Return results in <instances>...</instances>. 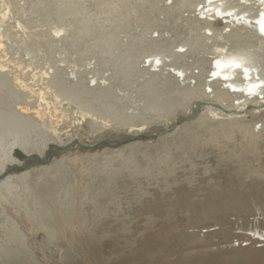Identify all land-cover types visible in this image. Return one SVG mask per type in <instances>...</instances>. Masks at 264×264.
<instances>
[{
	"label": "bare ground",
	"instance_id": "6f19581e",
	"mask_svg": "<svg viewBox=\"0 0 264 264\" xmlns=\"http://www.w3.org/2000/svg\"><path fill=\"white\" fill-rule=\"evenodd\" d=\"M161 1L164 9L159 8ZM25 7L19 0H0V202L17 207L20 218H28L32 229L50 236L60 254L53 264H264V0H27ZM181 7L190 9L193 16L186 17L187 30L180 41L172 47V40L168 42L157 34L152 39L156 45L145 47L149 19L153 20L159 11L166 17L176 15ZM216 22L220 25L215 26ZM29 28H39L36 42L29 40ZM132 28L139 31L132 33ZM14 29L22 33L23 39H17L19 44L13 40L18 35ZM121 31L129 34L126 42L120 39ZM15 48L17 54L28 55L29 62L37 52L47 51L43 63L50 62L51 70L39 67L37 59L30 77L23 75L22 70L32 63L9 56L8 52ZM206 51L213 56L206 60L205 68L195 61L194 66H174L165 60L166 56L195 60ZM54 52L67 54L66 58L53 57ZM141 57L142 66L138 64ZM86 60L95 61L90 70L86 69ZM88 73L92 74L90 78ZM42 79L52 99L46 101L45 90L39 88L34 92L44 105L33 108L19 92L28 87L27 81L37 85L36 80ZM194 103L201 107L192 118ZM213 105H222L228 114L217 117ZM69 111L79 131L74 144L66 143L68 147L78 145L83 149L82 144L92 141L84 135L83 125L94 141L145 135L155 121L162 122L157 124L167 131L174 129L168 132V138H160L156 148L138 136L142 139L127 144L128 153L116 157V164L105 159L97 168L103 186L94 194L87 190L83 197L91 192L92 209L100 210V196L113 192L119 174L126 171L128 179L138 181L136 176L155 165L167 176L172 171L173 152L189 158L198 147L213 143L215 167H228L235 176L229 184L234 186L226 185L211 201L200 203L191 201L182 189L177 190V195L195 219L220 217L228 209L246 212L251 205L258 206L263 216L247 229L250 232L246 239L263 243L259 254L247 256L244 252V258L215 250L190 254L181 249L188 235L179 220L144 226V230L135 226L130 232L111 227V238L101 247L93 237L81 235L76 224L82 218L78 211H72V204L63 203L64 195L71 199L75 195L66 186L72 183L66 180L72 174L66 165L75 164L73 156L65 153L66 148L59 146L58 151L64 154L51 166L18 168L22 156L42 155L47 143L52 142L50 136H56L54 128L43 124V117L48 114L62 119L68 117ZM97 114L102 120L94 117ZM89 115L92 119H86ZM138 154L150 155L151 164L142 168ZM59 184L66 187L57 194L54 185ZM159 211L154 207L149 213L157 216ZM2 227L0 256L6 258L4 264H40L26 249L16 224L7 221ZM9 242H15L17 247L10 249Z\"/></svg>",
	"mask_w": 264,
	"mask_h": 264
},
{
	"label": "rangeland",
	"instance_id": "374dc122",
	"mask_svg": "<svg viewBox=\"0 0 264 264\" xmlns=\"http://www.w3.org/2000/svg\"><path fill=\"white\" fill-rule=\"evenodd\" d=\"M169 1L171 0H168V2ZM191 1L195 2L196 0ZM19 3L25 4L27 7V0H19ZM160 7L161 9H164L165 7L162 1L159 2V8ZM254 11L255 10H253V12ZM174 15L175 13L166 17L163 11H159L157 12V16H153L154 18L152 17L153 20H151V18L149 19L151 27L148 31V33L150 34L146 33L147 37L145 36V47L148 46V44V47L156 45V42L152 39H156L157 34H162V36L166 38L168 42L169 40H172L170 42V45H172V47L180 41L179 39L184 36L187 30V21L185 19L190 15L193 16V13L190 12V9L181 7V10L176 12L175 16L177 17H175ZM219 25L220 24L216 22L215 26ZM38 29L39 28L27 29L32 32L30 34L32 36L29 38L31 42H36L35 34L36 32H38ZM16 31V29L13 30L16 35L18 34L16 38H13V40H15L16 44H19L18 40L23 39V37L21 38L22 33L20 31ZM130 31H133L132 33H137L139 31V28L135 30L134 28H132L130 29ZM121 32L119 34V36H121L120 39L126 42L129 34L127 32ZM160 43H162V41ZM207 48L208 47H206V49ZM16 51L17 48H15V50L12 52L9 51L8 55L12 57L14 56L16 59L18 58L17 60H21L23 58L24 61L28 64L32 63V65L30 64V67L27 68L28 70H22L23 75L30 77L31 72L29 71L36 65L35 61H37V59L40 63L39 67H43V69L45 70H51L48 69L50 62H47L48 64L43 63V61L48 57L47 51L41 50L37 52V56L35 57V59H33L32 62H29L30 57L28 55L25 56L24 52H19V54H17ZM42 52L44 55L42 54ZM54 54L53 57L55 56L58 59H63L64 57L66 58L67 55H60V53H58L60 56L59 57L57 52H54ZM212 56L213 55L211 53H208V51H206L204 53H201V57L199 59L195 60L193 59V57L179 59L175 56L177 58L176 59L173 58L174 56H166V58H164L168 63H173L174 66L180 64H190L194 66L196 65L194 64L195 61V63H203L205 68L207 67L206 60L208 61ZM86 61H89L87 63L85 62L86 69L90 70L94 66L95 61ZM142 61L143 58H139L138 64L141 66L143 65ZM145 61L147 60L145 59ZM148 63L149 62H146V64ZM62 64V67H66L65 62H62ZM191 68L195 71L197 70V68ZM69 69L71 70V68ZM69 69L68 71H70ZM91 75V73L87 74L89 78ZM7 79L11 81L9 76H7ZM41 81H43V79L40 81L36 80L37 85H34V83H31V81L29 80L27 81L28 87H26L23 92H19L20 95L24 94V98L33 108H42V106L44 105L42 104V102H40L38 94L34 92L39 88L44 89L46 87V85L44 84L45 79L43 82ZM207 88L210 89V87ZM230 93L240 95V92L234 93L232 92V90H230ZM44 95L46 97V101L51 102L52 95L50 94V92L45 90ZM27 97L31 98H29L28 100ZM50 106L53 105H51L50 103ZM193 106V111L195 112L191 116L192 118L197 116V114L200 112L199 108L201 107L196 103H194ZM211 108L216 110L217 117H223L224 114H228L227 109L222 105H213ZM67 114V119L65 117L62 119H57L54 116H50L48 114L43 117V124L47 125L48 128H54L56 136H50L52 142L50 141L49 143H47V146L42 152V155L26 154L25 156H22V164L18 168L19 170H27L36 166H51L57 159H59V156H61V154H64L62 152L60 154V152L58 151L60 150L59 146H63L64 148H66L67 151H65V153H70L71 156H73V162L75 163L71 167L70 165H66V168H68L72 173L71 178H69L70 175H68L66 180L70 179L72 182L70 183L73 184L71 185L67 183L66 186H68V190H72L75 195L72 199L70 195H64L63 203L66 202L64 203V206H69V204H72L73 206H71V208H74H72V211H78V216L82 218V220L77 219L78 224H76V226L80 230L81 235L83 234V236L87 238L91 237L89 239H92L93 237V240L97 241L99 247H101L104 241L111 238L110 231L112 228H117V230L120 231L129 230L130 232L135 228V226L136 228L145 229L147 227H155L158 224L161 225L162 223L166 222H172L174 224L177 220H179L180 226L186 231L188 235L186 236L184 241L182 240V244H184V246L181 247V249H184V251H187L190 254H199V252L201 254H206V252H210L211 250V252H213L214 250V252H228L235 258H244V252L245 255L247 254V256H251L253 254V256H255L259 254V250L262 248L263 243L256 242L255 239L252 238L246 239L248 233L250 232V230L247 229L252 228V226H254L255 223H257V221H259L263 216L258 206L255 207L254 205H251L252 207L250 206L249 210L246 212L228 209L220 217L195 219L193 217V213L186 207V205H184V202H181L183 200H181V198H179L177 195V190L182 189L185 191L184 193L191 201L200 203L211 201L214 198V194L217 193L220 189L224 188L226 185H229L230 188L234 186L229 184V181L231 179H235V176L229 173V168H220L219 166L215 167L217 165V161L214 160L216 147L212 146L213 143H210L209 145L204 147H198L196 149V152L189 154V158H182L177 152H173V167H171L172 171L167 176H164L161 173L160 169L155 165L151 167V170L149 172L136 176V178L134 179L138 181H134L133 179L131 180V178L128 179L126 171L122 173V175L119 174L118 176H116L118 177V179L116 180L117 184L113 189L114 193L109 192L110 194H104L100 196L99 204L97 203V207L100 210L97 211L92 209L93 201L91 192L94 194L96 192L94 190H99L103 186V180L101 179L103 177L97 173V168L105 163V159H108V163H110L111 161V164H116L118 157H125L128 153V148L126 147L127 144H135L136 142H139V139H142L138 138V136L145 137L148 143L151 144L152 147L156 148L160 138H168L170 136V133L168 132H171L174 129H169L171 131H167L165 127H159L160 125L157 124L162 122L155 121V123H151L152 125L150 124L152 127L149 126V130L147 129L145 135H138L137 137H127L122 135L117 136L116 138L108 137V139L103 138L101 140L94 141L95 138L87 134V126L83 125L85 128L84 135L86 134V136H88L92 141L90 143L82 144L84 145L82 149V147L80 148L78 145H76V147L67 146V144L69 145L71 142L72 144H74L73 138L79 131L77 125L73 124L72 117H74V114L72 113V111H69ZM94 117H96L99 121L102 120L101 115L99 114L95 115ZM246 117L250 119L249 113L246 114ZM86 119H92L91 115L87 116ZM192 120H189V122H191ZM258 126L260 125L257 124L256 128H258ZM199 131L203 134L202 130ZM122 133H124V131H122ZM114 157L115 159H112ZM138 157V161L141 163L142 168L151 164V159H153L150 155L142 156L138 154ZM114 167L116 168V166ZM236 179L238 178L236 177ZM66 186L64 184H59L57 185V187L56 185H54V188L56 189L54 190V192L58 194L59 191L62 190L60 188H63L64 191V188ZM74 186L75 190H73ZM87 190H92L90 192V196H86L85 199H83ZM110 198L112 201L110 200ZM154 207H159L160 209L157 216L152 215L151 212L149 213V211ZM19 213L20 210H18L17 207L11 204H6L3 206V204L0 202V244L3 242L2 238H4L2 226L5 222L11 221L16 224L18 230L20 231V234L25 240L24 243L26 249L34 256L35 260L38 263L53 264L54 262H57L60 256L57 245L53 244L54 242L51 240L48 234L44 233L41 230L40 232L39 230L35 231L34 229H32L33 225L31 224V221L26 217L20 218ZM229 228L231 229V233ZM224 231L226 232V234L224 233ZM206 241H209L210 245H203L204 243H207ZM7 246L10 249H15L17 247V244L15 242H9L7 243ZM243 247H247V249L243 251ZM2 253L3 252L0 249V255ZM5 260L6 258L0 256V264H4Z\"/></svg>",
	"mask_w": 264,
	"mask_h": 264
}]
</instances>
